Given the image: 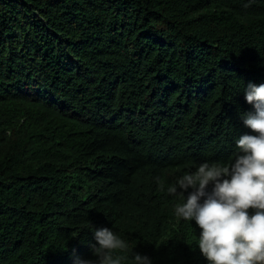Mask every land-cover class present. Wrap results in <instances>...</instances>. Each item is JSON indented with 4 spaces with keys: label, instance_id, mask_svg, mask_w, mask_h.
<instances>
[{
    "label": "trees",
    "instance_id": "16d2710c",
    "mask_svg": "<svg viewBox=\"0 0 264 264\" xmlns=\"http://www.w3.org/2000/svg\"><path fill=\"white\" fill-rule=\"evenodd\" d=\"M249 82L264 0H0V264H74L103 227L206 264L166 188L234 157Z\"/></svg>",
    "mask_w": 264,
    "mask_h": 264
},
{
    "label": "clouds",
    "instance_id": "9594fccd",
    "mask_svg": "<svg viewBox=\"0 0 264 264\" xmlns=\"http://www.w3.org/2000/svg\"><path fill=\"white\" fill-rule=\"evenodd\" d=\"M243 93L252 111L241 113L249 132L235 140L234 157L194 164L166 188L181 201L174 216L199 229L195 246L206 264H264V83L249 82ZM91 230V256L74 264H154L112 228Z\"/></svg>",
    "mask_w": 264,
    "mask_h": 264
}]
</instances>
